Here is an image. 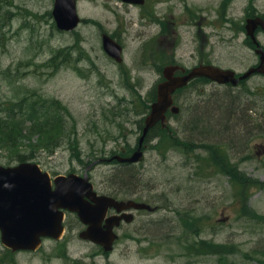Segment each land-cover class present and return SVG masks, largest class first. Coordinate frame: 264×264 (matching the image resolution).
Wrapping results in <instances>:
<instances>
[{
    "label": "rangeland",
    "instance_id": "374dc122",
    "mask_svg": "<svg viewBox=\"0 0 264 264\" xmlns=\"http://www.w3.org/2000/svg\"><path fill=\"white\" fill-rule=\"evenodd\" d=\"M6 1L13 10L14 20L11 24L14 30L7 36L5 46H0V72L8 66L15 68L20 63L21 73L13 77L16 82L20 81L22 86L40 88L46 96L58 98L69 108L82 135L80 147L85 162L94 154L106 156L109 151H121L122 145H127L126 140L118 146L113 140L104 145L103 138L116 137L120 140L122 135L126 137L131 126L124 128V133L122 130H113L111 136L105 132L106 124H111L109 118H112L118 97H126L122 88L126 75L141 81L142 95L158 82V76L151 67V41L145 46L143 43L155 37L160 28L152 24H141L139 16L145 12L125 5L121 0H79L80 16L88 19V22H83L77 32L63 33L56 28L51 17L55 0ZM248 3L249 0H167L159 8H171L169 26L166 25L168 44L160 45L156 41L153 48L163 53L161 59L168 54L169 59H172L175 55L177 61L187 67L199 65L200 58H205L202 55L204 53L209 60L225 68L244 72L251 62H255L245 44V36L238 33ZM260 4L264 9V0H260ZM228 18L232 19V35L228 29L231 24L227 23ZM103 31L114 34L125 44L124 67L114 64L103 51ZM199 36L202 38L199 39ZM223 37L228 41L222 39ZM60 50H69L81 60L84 58L79 63L83 68L76 69L78 62L70 61L60 62L57 68L46 70L44 65L47 66L52 56ZM85 68L92 70L88 72ZM1 80L5 81L4 78ZM259 81L256 79L249 82V85L255 87V91L261 95L257 100L263 101L264 88L259 89L252 84ZM206 91L208 99L198 107L189 91L181 94V98L185 96L183 117L171 120L169 124L173 131L178 128L174 132L175 137L157 141L154 148L149 146L143 161L135 169L141 180L135 190L149 200L148 204L152 207L158 206V209L137 212L132 224H122L116 229L121 241L114 245L109 255L103 254L99 247L89 241L82 240L79 237L82 230L77 223L78 219L76 221L75 216L68 217V254L72 259L82 260L86 264H216V258L212 256L189 258L177 255L181 252L179 245L166 237L173 234L166 233L175 229L176 222L172 218L177 219L174 211L165 209L164 205L170 203L173 204V210L180 209L185 213L204 217L207 222L206 230L201 236L205 239L215 243H232V252H240L234 263L254 264L245 262L243 254L255 248L264 251V156L262 159L257 157V153L264 150V125H253L259 132L262 131L263 136L254 137L250 141L252 150L249 155L252 161L245 165L239 161V155L232 154L231 159H223L226 163L224 173H216L217 171L211 169L208 155L202 159L205 162L201 165L202 169L195 165L194 153L191 157L182 156L180 152L187 148L186 145L169 150V142L179 139L180 136L186 142L198 143L195 149L199 148L198 153L204 157V153L210 151L208 144L218 143L214 139H227L225 135H232V132L235 136H243L246 129L244 120H239L242 125H233V131L223 136L215 133L217 130L214 131L213 126L219 122L221 115L218 108L222 110L228 107L229 102L222 101L226 96L224 89L208 87ZM243 93L240 97L242 100L244 97L245 102L240 101V108L250 105L246 101V91ZM248 98L251 99L252 96ZM124 110L125 108H121L119 111ZM187 117L192 119L188 133L179 130V124ZM232 121L233 119L231 123ZM221 128L217 126V129ZM248 134L246 138L250 137L251 132ZM18 138L22 151L37 149L41 142L46 141L43 136L30 133L22 134ZM229 141L238 151L245 147L244 141ZM158 146H168L167 152L160 151ZM7 153L14 156L10 149H0V164L12 161ZM38 156L35 161L52 175L82 173L85 169L70 156L65 147L57 150L54 155L44 152ZM214 161L217 162V159ZM237 163L242 171L232 172V164ZM112 171L110 165H100L94 169L92 179L96 189L103 191L106 187L117 186L118 181L113 183L110 179ZM235 180L241 181L246 188L242 198L232 188ZM150 220L153 221L148 223ZM155 224L159 225L157 229L160 231L154 232ZM54 247L55 243L47 240L42 251L18 253L16 264H65L63 260L53 256ZM2 248L0 243V249Z\"/></svg>",
    "mask_w": 264,
    "mask_h": 264
},
{
    "label": "water",
    "instance_id": "95a60500",
    "mask_svg": "<svg viewBox=\"0 0 264 264\" xmlns=\"http://www.w3.org/2000/svg\"><path fill=\"white\" fill-rule=\"evenodd\" d=\"M55 16L60 28L73 29L79 22L74 0H58ZM104 45L108 53L118 58L121 48L116 43L105 36ZM205 72L214 79L216 76H234L231 72L224 73L213 68L200 69L197 74L202 75ZM174 83L183 86L186 79ZM175 87L171 84L161 86L159 103L154 105L148 125L163 117L164 111L171 103V93ZM139 158L138 154L127 161L136 162ZM84 183H87V178L80 179L74 175L67 179L59 178L56 180L57 189L52 191L48 174H42L36 165H23L15 169L0 167V230L3 243L16 251H34L41 245V236L60 238L64 230L62 226L64 213L59 209H65L78 212L81 220L90 225L83 237L102 244L109 250L115 239L110 230L112 224L108 226V231L101 228L107 208L114 206L121 211L136 205L133 203L125 205L104 198L94 200L97 206H93L85 200H75L79 197ZM124 217L130 219L128 216ZM117 220L112 219L116 222Z\"/></svg>",
    "mask_w": 264,
    "mask_h": 264
},
{
    "label": "trees",
    "instance_id": "16d2710c",
    "mask_svg": "<svg viewBox=\"0 0 264 264\" xmlns=\"http://www.w3.org/2000/svg\"><path fill=\"white\" fill-rule=\"evenodd\" d=\"M0 20L4 24L6 16L2 14ZM22 95L24 94L20 93V96L16 98H4L5 96L2 98L0 96V144L4 145L6 149L17 151L16 157L20 162L29 161L34 159L37 153L34 150L19 152L21 147L18 137L22 136V134L30 133L39 137L43 136L44 140H47L41 143L43 149L54 152L59 147L66 146L71 150L74 158L77 160L81 159L76 121L72 119L67 107L56 99L41 96V98L35 97L31 101L25 99ZM224 100L229 102V106L222 110L218 108L221 114L220 119L213 126V130H217L215 133L222 136L231 130L233 131L235 126L231 124V120L234 116H237L240 120L247 118L246 114L242 113L240 101L236 97L224 96L222 101ZM70 119L74 122H68ZM26 123H29V126H26ZM241 123L238 122V126L242 125ZM217 126L222 128L217 129ZM196 129L198 130L199 127ZM225 137L228 140L237 139L238 142L244 141L242 135L235 136L233 132L232 135L228 134ZM120 175L122 176L118 183L122 188H131L136 185V180L131 171L125 169ZM164 206L165 208H170L177 215L174 227L176 231L180 230L178 231L179 234L173 232V234L167 236V238L173 239L179 245L181 252L177 255L187 257L201 254L217 255L220 264H232V243H215L199 238V235L205 232V224L207 223L202 215L198 216L190 212L185 213V211L180 209L173 210L167 204ZM66 251V243L58 242L55 247V253L62 256L66 264H84L79 260H73L68 257ZM0 264H16V256L8 250H1Z\"/></svg>",
    "mask_w": 264,
    "mask_h": 264
},
{
    "label": "flooded vegetation",
    "instance_id": "af4514ba",
    "mask_svg": "<svg viewBox=\"0 0 264 264\" xmlns=\"http://www.w3.org/2000/svg\"><path fill=\"white\" fill-rule=\"evenodd\" d=\"M262 34V32H258V35H261Z\"/></svg>",
    "mask_w": 264,
    "mask_h": 264
},
{
    "label": "bare ground",
    "instance_id": "6f19581e",
    "mask_svg": "<svg viewBox=\"0 0 264 264\" xmlns=\"http://www.w3.org/2000/svg\"><path fill=\"white\" fill-rule=\"evenodd\" d=\"M225 99V98H224Z\"/></svg>",
    "mask_w": 264,
    "mask_h": 264
}]
</instances>
